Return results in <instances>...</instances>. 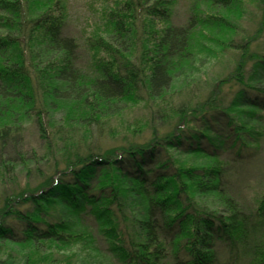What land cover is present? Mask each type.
<instances>
[{
  "label": "trees",
  "instance_id": "1",
  "mask_svg": "<svg viewBox=\"0 0 264 264\" xmlns=\"http://www.w3.org/2000/svg\"><path fill=\"white\" fill-rule=\"evenodd\" d=\"M69 1L0 0L1 175L28 168L32 123L63 158L0 196V264H264V189L243 196L264 142V0H195L181 22L177 0H96L77 33ZM199 54L227 71L180 100ZM141 100L150 136L101 149L134 135L111 121Z\"/></svg>",
  "mask_w": 264,
  "mask_h": 264
},
{
  "label": "rangeland",
  "instance_id": "2",
  "mask_svg": "<svg viewBox=\"0 0 264 264\" xmlns=\"http://www.w3.org/2000/svg\"><path fill=\"white\" fill-rule=\"evenodd\" d=\"M195 0H177L175 7V20L178 22L183 21L184 17L194 3ZM96 0H70V23L69 27L74 32L77 33L82 28H89L90 20H93L96 14L95 8ZM227 60H210L199 54L196 58L194 70L195 73L193 79V85L187 90L184 89L180 92V100H201L203 99L209 90V76L212 74L223 75L227 71ZM193 67V68H194ZM192 68V69H193ZM181 79V80H180ZM180 83L183 77H180ZM178 80V81H179ZM178 98L174 96V100ZM173 101V99H172ZM145 101L141 100L136 103L135 106L127 109L124 112V117L119 119H112V123L129 130H135L134 135L126 134L125 131L117 133L114 136L105 135L101 137L99 141V146L101 149L109 148L116 145L127 144L125 142L126 136L129 139L144 140L150 136L151 128L146 126L145 123L148 121L146 117L148 116V111L145 106ZM159 115V114H158ZM158 115L156 114L153 118L155 123L157 121ZM150 117V114L149 116ZM175 118L173 115L170 117ZM150 120V118H149ZM153 122V121H152ZM125 126H122V125ZM136 133V134H135ZM44 138H41L35 127V123L27 125V130L25 131V143L23 144V151L25 152L26 163L28 168L22 166L23 164L20 160L14 162L13 170L1 175L2 169L0 167V196L12 187L19 189L25 186H34L40 182L46 175L52 172L54 168V163L60 164L62 166V156H56V159H51L47 153V146ZM244 173V172H243ZM244 177L247 183L251 185L250 188L244 191L246 195H243L248 199L254 192H259L264 189V142L260 148L259 157L254 160L250 166H248L247 172L244 173ZM0 198V206H1Z\"/></svg>",
  "mask_w": 264,
  "mask_h": 264
}]
</instances>
